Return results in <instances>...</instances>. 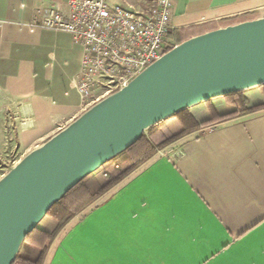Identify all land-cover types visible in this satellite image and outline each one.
<instances>
[{
    "label": "crops",
    "instance_id": "obj_1",
    "mask_svg": "<svg viewBox=\"0 0 264 264\" xmlns=\"http://www.w3.org/2000/svg\"><path fill=\"white\" fill-rule=\"evenodd\" d=\"M57 1L0 0V177L87 109L72 86L81 45L68 32L30 26L38 9ZM108 1L140 12L154 4ZM172 1V30L264 16V0ZM246 94L251 104L264 102L259 87ZM210 104L219 114L233 110L223 97ZM209 106L190 109L201 121L211 117ZM166 124L182 127L176 117ZM97 178L107 180L101 172ZM56 226L53 218L39 225ZM43 264H264V108L158 150L75 215Z\"/></svg>",
    "mask_w": 264,
    "mask_h": 264
},
{
    "label": "water",
    "instance_id": "obj_2",
    "mask_svg": "<svg viewBox=\"0 0 264 264\" xmlns=\"http://www.w3.org/2000/svg\"><path fill=\"white\" fill-rule=\"evenodd\" d=\"M264 85V16L193 36L37 145L0 177V264L52 206L156 123Z\"/></svg>",
    "mask_w": 264,
    "mask_h": 264
},
{
    "label": "built area",
    "instance_id": "obj_3",
    "mask_svg": "<svg viewBox=\"0 0 264 264\" xmlns=\"http://www.w3.org/2000/svg\"><path fill=\"white\" fill-rule=\"evenodd\" d=\"M172 10V0L141 12L108 0H61L38 9L30 26L68 32L81 45L72 86L88 108L166 53Z\"/></svg>",
    "mask_w": 264,
    "mask_h": 264
},
{
    "label": "trees",
    "instance_id": "obj_4",
    "mask_svg": "<svg viewBox=\"0 0 264 264\" xmlns=\"http://www.w3.org/2000/svg\"><path fill=\"white\" fill-rule=\"evenodd\" d=\"M254 14V12H248L222 19L217 23L193 24L188 27L173 29L169 34V40L172 44L166 52L173 46L193 36L219 28L220 26L254 19ZM259 88L264 94V85ZM223 97L226 102L233 107V110L229 113L219 114L215 108L211 106V100L206 102L210 104L211 110V117L208 119L201 121L197 120L190 108L180 111L172 116L178 118L181 122L182 127L180 130L173 131L167 126L166 121L170 118L162 120L150 127L147 132L143 133L142 136L129 148L112 157L97 171L83 178L78 184L70 189L63 198L56 202L47 213V215L57 221L55 229L48 232L37 227L30 232L25 241L30 244L31 254H21L19 252L17 258L12 264H43L51 242L58 232L75 215L85 210L96 199L101 197L128 174L154 156L158 150H161L185 134L197 130L202 126H208L216 122L264 108V102L251 104L246 94V90L231 93ZM97 172H101L106 177L107 180L105 183H102L97 178Z\"/></svg>",
    "mask_w": 264,
    "mask_h": 264
},
{
    "label": "rangeland",
    "instance_id": "obj_5",
    "mask_svg": "<svg viewBox=\"0 0 264 264\" xmlns=\"http://www.w3.org/2000/svg\"><path fill=\"white\" fill-rule=\"evenodd\" d=\"M261 12L264 14V9L263 10H261ZM224 98V97H223ZM225 100V99H224ZM225 102H226V100H225ZM227 103V102H226ZM209 104V103H208ZM228 104V103H227ZM210 105V104H209ZM210 107V106H209ZM50 219H52V217L51 216H49V215H47V216H45L42 220H41V222L39 223V225L42 223V222H48ZM54 219V218H53ZM20 253L21 254H31V251H30V244H29V242H26V241H24V243H23V245H22V247H21V250H20Z\"/></svg>",
    "mask_w": 264,
    "mask_h": 264
}]
</instances>
